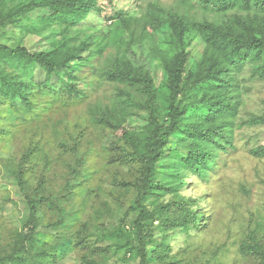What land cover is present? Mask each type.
Here are the masks:
<instances>
[{"label": "rangeland", "instance_id": "rangeland-1", "mask_svg": "<svg viewBox=\"0 0 264 264\" xmlns=\"http://www.w3.org/2000/svg\"><path fill=\"white\" fill-rule=\"evenodd\" d=\"M21 2L0 0V16ZM100 6L66 30L1 32L3 43L29 52L61 42L85 50L72 66L81 102L44 96L28 121L0 116V253L15 254L32 231L15 257L36 264H141V252L146 264H264V75L260 63L217 64L225 58L198 29L245 34L263 13L219 11L205 0ZM181 19L184 32L174 25ZM176 58L184 66L174 123L167 66ZM171 127L142 192L147 167L134 153L149 157L153 133ZM28 198L37 202L35 231Z\"/></svg>", "mask_w": 264, "mask_h": 264}, {"label": "trees", "instance_id": "trees-1", "mask_svg": "<svg viewBox=\"0 0 264 264\" xmlns=\"http://www.w3.org/2000/svg\"><path fill=\"white\" fill-rule=\"evenodd\" d=\"M101 0H24L19 3L13 10L6 15L0 16V116L15 124L19 120H30L28 116L34 113L39 114V108H44V104H40V99L51 97L53 100L63 99L68 101H82L83 89L76 82L73 73V64L76 61L83 60L81 51L72 48L61 42L54 49L49 51L29 52L21 45H13L11 43H3L1 41V32H7L11 28H22L28 33H39L42 30L60 27L63 30L78 26L91 18H95L96 14L102 12L100 6ZM207 4L219 11H228L238 8L243 11H250L255 8L264 15V0H205ZM41 10V15L36 19H31L28 14ZM151 13V11H150ZM39 19V22H38ZM107 20V18H106ZM153 19L145 17V22L151 25ZM98 22V21H96ZM172 23H175L172 18ZM175 27L186 30L182 25V19L176 21ZM10 27V28H8ZM207 38V42L213 44L225 58L223 61L220 57L214 58L217 64L227 62L232 66H238L246 62L260 63L259 71L264 75V16L260 21L259 27L249 32L236 33L233 29H223L214 24H205L198 28ZM64 32V31H62ZM81 50V51H80ZM184 59L176 58L167 66L169 72L168 83L170 88V101L167 108L168 116L172 120H176L177 108L175 106L176 96L179 90V84L182 79ZM39 67L38 71L34 67ZM77 69V68H76ZM119 78L132 80L137 82L138 77H133L130 73L124 76L120 73ZM93 85V83H89ZM56 100V101H57ZM48 102V101H47ZM222 103H220L221 105ZM219 106V105H218ZM219 108V107H218ZM214 107V109L219 110ZM163 112V111H162ZM174 127L168 128L163 133H153L149 142L152 154H143L142 149H136L134 153V161L144 162L147 167L146 175L143 180L142 192L149 181V175L152 172L155 158L158 156V146L166 138V134L171 133ZM168 132V133H166ZM126 140L130 138L125 135ZM258 154H264V148L257 150ZM33 153V152H32ZM32 153H29L30 155ZM34 155V153H33ZM197 162H201L198 158ZM25 171L19 169L16 172V178L20 184L28 187V177ZM29 199V198H28ZM29 206V224L33 231L36 228L37 218V202L28 200ZM38 219V218H37ZM32 231L20 235L22 243L16 249L15 254L2 255L0 253V264H36V262L28 261L22 257H15L21 254L26 243H31ZM26 250V248H25ZM141 264L147 263L145 252H141Z\"/></svg>", "mask_w": 264, "mask_h": 264}]
</instances>
